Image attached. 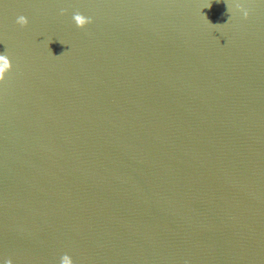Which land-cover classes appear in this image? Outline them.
<instances>
[{"label": "water", "instance_id": "95a60500", "mask_svg": "<svg viewBox=\"0 0 264 264\" xmlns=\"http://www.w3.org/2000/svg\"><path fill=\"white\" fill-rule=\"evenodd\" d=\"M235 3L0 0V256L264 264V2Z\"/></svg>", "mask_w": 264, "mask_h": 264}, {"label": "clouds", "instance_id": "9594fccd", "mask_svg": "<svg viewBox=\"0 0 264 264\" xmlns=\"http://www.w3.org/2000/svg\"><path fill=\"white\" fill-rule=\"evenodd\" d=\"M262 2H264V0H262ZM235 8L238 9L243 14L244 17H248L250 15V10L248 7H246L245 0H236ZM64 11L66 10L61 9L62 13ZM72 19L75 22L76 26L80 28H83L84 26L89 24L92 20L90 16L84 15L79 11L73 13ZM15 22L19 25H26L28 24L29 21L27 16L18 15L16 17ZM11 67H12V61L10 56L7 53H0V81L4 80L5 74L11 69ZM0 264H15V262L11 257L0 256ZM59 264H75V261L70 254L64 253L60 257Z\"/></svg>", "mask_w": 264, "mask_h": 264}]
</instances>
